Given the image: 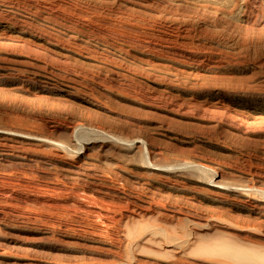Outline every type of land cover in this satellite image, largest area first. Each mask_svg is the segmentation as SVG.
I'll return each instance as SVG.
<instances>
[{
	"label": "rangeland",
	"instance_id": "1",
	"mask_svg": "<svg viewBox=\"0 0 264 264\" xmlns=\"http://www.w3.org/2000/svg\"><path fill=\"white\" fill-rule=\"evenodd\" d=\"M0 264H264V0H0Z\"/></svg>",
	"mask_w": 264,
	"mask_h": 264
}]
</instances>
